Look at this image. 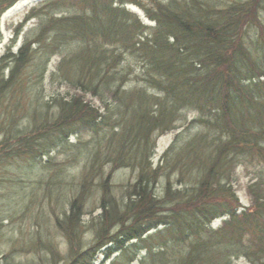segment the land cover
I'll list each match as a JSON object with an SVG mask.
<instances>
[{
	"label": "trees",
	"instance_id": "16d2710c",
	"mask_svg": "<svg viewBox=\"0 0 264 264\" xmlns=\"http://www.w3.org/2000/svg\"><path fill=\"white\" fill-rule=\"evenodd\" d=\"M19 1L0 0V16ZM29 19L36 30L3 57L7 79L0 68V163L60 149L68 164L81 160L69 203L46 196L52 224L77 249L67 264H97L100 255L103 264H264V0H45ZM52 57L49 77L64 93L46 106L34 97L28 118H18L27 69L45 79ZM187 113L197 117L187 123ZM180 123L190 135L179 132L155 166L158 138ZM250 166L258 173L244 208L235 170ZM121 169L135 181L116 195ZM92 196L99 215L88 228ZM86 229L95 241L83 251ZM46 250L51 262L42 264H57L53 243Z\"/></svg>",
	"mask_w": 264,
	"mask_h": 264
},
{
	"label": "rangeland",
	"instance_id": "374dc122",
	"mask_svg": "<svg viewBox=\"0 0 264 264\" xmlns=\"http://www.w3.org/2000/svg\"><path fill=\"white\" fill-rule=\"evenodd\" d=\"M43 1L45 0H21L0 16V68H4L6 79L10 74V71H8L10 63H7L8 60H3V57L8 52L17 54L23 47L26 37L30 36L34 29L36 30L38 20L26 19L30 11ZM129 8L137 12L147 25L150 24L140 9L134 6ZM55 63L56 59L52 57L48 63L49 68L45 79L37 76L33 65L29 66L26 74L31 78L24 81L19 91L24 94L25 100L22 102V107L17 110L16 115L18 118L19 116H23L24 119L28 118L27 109L32 112L30 106L32 103L29 102L34 101V97L40 96L41 102H43L42 106H46L44 103L50 102L55 94L64 93L65 89L59 83H52L49 77L50 73L55 69ZM133 65L139 66L136 61L133 62ZM132 87L133 85H130L127 89L129 90ZM15 101L16 98H13L8 102L5 114L13 111ZM93 102L97 103L95 99H93ZM196 117L195 114L187 113L185 120L189 123ZM6 124L7 121H4V118L2 122L0 119V143L3 139L1 128ZM182 126L183 123H180L178 124V131L168 132L158 138L153 154L155 166L161 162L162 156L170 145L174 143L179 132H182L186 137L190 135V132H186L181 128ZM68 144H77V137L71 138ZM67 157L70 160L71 156L64 149H60L54 150L46 157L34 162L6 161L0 163V264H42V260L45 263H49L52 258V255L46 250L49 242L53 243L55 247L57 264H67L69 257L76 252L77 249L74 244H69L68 235L60 229H56L54 224H52L54 221V216L51 212L52 207L50 201L46 199L47 195L53 193L56 196L53 201L61 198V202L59 199L58 201L63 208L73 198L71 193L73 191L75 192L72 194L76 193V183L73 180H76L77 174L80 173L79 169H81L82 164L81 160L74 164H68ZM67 171L68 174L66 173ZM257 171L258 168L255 169L251 166L248 170L243 167H238L235 170L234 180L236 183L234 189L237 192L241 206L244 208L251 206L246 190L254 174L258 173ZM171 174L169 172V174L166 173V176L161 177L157 188L158 193L161 194L167 178L169 179ZM171 179L176 181L175 176H172ZM62 180L64 187L60 188L57 183L58 181L62 182ZM72 181L74 182L72 184L73 187L71 186ZM134 181V172L129 169L118 170L112 179V184L116 186L114 189L115 194H120V188ZM96 200V196H92V199L88 200L86 215L82 219L88 228L99 215V212L94 208L97 203ZM221 224V219L215 220L210 230L216 231ZM117 230L118 228L112 230V234ZM92 233L86 229L82 234V242L79 249L83 251L87 249H82V245L88 248L93 246L95 237ZM6 256L8 258H5ZM105 262L106 260L100 255L97 264Z\"/></svg>",
	"mask_w": 264,
	"mask_h": 264
}]
</instances>
